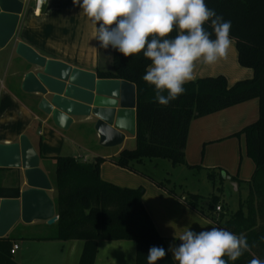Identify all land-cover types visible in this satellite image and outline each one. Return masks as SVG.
Here are the masks:
<instances>
[{
    "label": "trees",
    "instance_id": "1",
    "mask_svg": "<svg viewBox=\"0 0 264 264\" xmlns=\"http://www.w3.org/2000/svg\"><path fill=\"white\" fill-rule=\"evenodd\" d=\"M210 9L231 21L230 36L236 48L239 65L252 70V77L227 85L223 76L196 78L184 85L186 91L167 106L155 100L153 85L143 80L150 60L142 53L124 57L111 48L110 69H96L99 78L125 80L134 85V146L123 147L110 159L113 163L140 173L166 191L176 194L186 205L235 234H244L250 245L238 260L229 264H248L253 258L264 260V0H205ZM212 31L209 25H205ZM174 31L171 36H175ZM213 38H215L213 33ZM256 98L257 117L232 135L244 136L245 152L253 162L250 177L241 180L228 177L236 183L238 206L228 210L221 198V186L215 184L214 174L221 169L203 168L215 191L200 194L194 191L175 193L173 185L165 186L155 179L144 163L152 158H166L174 166L201 168L184 160V142L191 118L222 109L241 101ZM54 158L55 233L58 239H82L77 264H93L97 239H131L134 242V264H148L150 247L162 246L165 258L156 264H174L164 239L156 231L140 196L142 187L119 186L99 176L102 160L94 156L81 161L69 154ZM224 172V171H223ZM219 173V174H218ZM225 173V172H224ZM227 174V173H225ZM18 185H0V197H17ZM218 204L219 208L215 209ZM175 238L177 246L181 243ZM14 237L0 236V264H18L10 252Z\"/></svg>",
    "mask_w": 264,
    "mask_h": 264
},
{
    "label": "crops",
    "instance_id": "2",
    "mask_svg": "<svg viewBox=\"0 0 264 264\" xmlns=\"http://www.w3.org/2000/svg\"><path fill=\"white\" fill-rule=\"evenodd\" d=\"M20 1L23 6L14 34L0 47V142L17 141L20 134L27 137L39 156L38 166L50 184L46 192L52 201L54 214L56 207L53 156L69 154L81 161H89L94 156L102 157L98 165V173L102 179L119 186L142 187L141 202L156 231L163 237L172 261L178 264L169 250L170 246H177L176 237L187 229L200 232L220 226L190 208L176 194L156 185L148 177L112 162L110 158L124 147L121 143L128 132H124L120 142L102 145L98 142L92 122L75 116L67 127H59L37 107L34 96L21 89L23 75L32 68L14 52L16 42L28 45L46 59L58 60L71 67L93 72L95 77L96 69H110L112 47L104 49L100 46L99 41L94 38L96 25L83 14L82 9L74 4L73 0H40L38 5L35 0ZM194 71L196 78L221 75L228 86L238 80L252 77L250 68L238 64L233 39L227 59L218 60L211 65L197 61ZM257 111V99L250 98L191 118L183 149L186 163L198 164L202 169L196 170H203L206 178L203 168H214L215 172L221 169L220 177L217 173L214 174V182L219 183L221 187L222 182H227L237 192L236 183L228 174L247 180L253 162L245 152L243 134L235 136L231 133L253 121L257 117ZM157 162L156 158L147 160L144 163L146 170L155 167ZM166 178L169 181L163 180L164 185L169 187V183L174 186L168 177L162 179ZM210 183L213 185L211 181ZM15 184L18 185L19 191L26 187L20 167L0 166V185ZM173 190L175 191L174 188ZM211 191L215 189L212 187L207 193ZM239 191H245L244 185H241ZM220 195L223 199L222 192ZM55 220L56 218L51 223H46L44 219L37 218L27 222L17 219L6 230L4 234L14 237L13 241L17 243L16 249L11 253L14 254L21 248L15 258L18 264H77L83 241L78 238H54ZM47 225L50 226L46 231L43 230ZM14 226H18L24 233L22 236L26 241H20L16 236L9 234ZM51 226L53 229H49ZM120 240L122 239H97L93 264H123L126 258L133 260L134 264V242L131 245ZM20 242L26 243L21 246ZM42 248V251L49 254L50 260L46 263H40L39 259L26 261V258H33L34 254L37 256Z\"/></svg>",
    "mask_w": 264,
    "mask_h": 264
},
{
    "label": "clouds",
    "instance_id": "3",
    "mask_svg": "<svg viewBox=\"0 0 264 264\" xmlns=\"http://www.w3.org/2000/svg\"><path fill=\"white\" fill-rule=\"evenodd\" d=\"M94 25V38L124 57L142 53L150 60L143 80L155 89V100L167 106L196 79V62L211 65L227 59L232 46L231 21L210 9L205 0H73ZM209 25L212 31H208ZM177 32L174 37L173 32ZM213 33L215 38H213ZM264 239V238H262ZM169 250L178 264H229L250 245L244 234L212 227L185 230ZM166 250L150 247L148 264L165 258ZM248 264H264L253 257Z\"/></svg>",
    "mask_w": 264,
    "mask_h": 264
},
{
    "label": "water",
    "instance_id": "4",
    "mask_svg": "<svg viewBox=\"0 0 264 264\" xmlns=\"http://www.w3.org/2000/svg\"><path fill=\"white\" fill-rule=\"evenodd\" d=\"M40 3V0H37ZM20 0H0V47L13 36L22 10ZM14 52L31 68L23 75L21 89L34 96L37 107L59 126L73 117L92 122L98 142L114 145L124 132L134 133V85L125 80L97 78L93 72L46 59L31 47L16 42ZM0 166L20 167L26 187L17 197H0V236L17 220L33 218L51 223L57 217L46 189L50 184L38 166V155L24 134L17 141L0 142Z\"/></svg>",
    "mask_w": 264,
    "mask_h": 264
},
{
    "label": "rangeland",
    "instance_id": "5",
    "mask_svg": "<svg viewBox=\"0 0 264 264\" xmlns=\"http://www.w3.org/2000/svg\"><path fill=\"white\" fill-rule=\"evenodd\" d=\"M36 1V0H35ZM1 78L3 79V76L1 75ZM4 80V79H3ZM77 125H79V122L77 121ZM124 147L126 148H131L134 146V138L132 134L128 133L127 136L123 139L121 143ZM157 159V165L155 167H150L148 168V172L153 175L155 178H159L162 180L163 177H168L171 182L174 183L173 188L175 191H181V190H189V191H196L200 193H207V191H210L214 185H211L210 181L205 177L204 171L203 170H196L195 168H187L186 166L182 164H176L172 166L168 159L166 158H156ZM39 160V156H38ZM202 169V168H199ZM217 179V178H216ZM215 179V180H216ZM217 184V183H215ZM167 185H171L167 183ZM221 192L222 196L224 197L223 200L226 203V207L228 210H234L238 206V194L240 193L241 195H244V192H235L227 182H222L221 183ZM240 190V189H239ZM50 225H47L44 227L43 230L46 231L47 227ZM49 229H53L52 226ZM27 232V231H26ZM14 236H16L20 241H26L25 237L22 236L21 230H19L18 226H14L12 230H10V233ZM120 241H125L131 243L133 245V241L130 239H122ZM21 246L24 245L26 242H20ZM37 245V244H35ZM31 245V246H35ZM36 249V248H35ZM43 248L39 251L37 256L34 254V257L31 258H26V261L30 260H41L40 263H46L48 260H50V256L47 252L42 251ZM21 251L20 249H17L16 252L13 255L14 259L17 257L19 252ZM23 251V250H22ZM44 252V253H43ZM41 254V255H40ZM20 264H24L21 262ZM123 264H133V260H130L129 258H126L123 260Z\"/></svg>",
    "mask_w": 264,
    "mask_h": 264
},
{
    "label": "built area",
    "instance_id": "6",
    "mask_svg": "<svg viewBox=\"0 0 264 264\" xmlns=\"http://www.w3.org/2000/svg\"><path fill=\"white\" fill-rule=\"evenodd\" d=\"M35 2H36V4L38 3L37 0H36ZM218 208H219V205L216 204V205H215V209H218ZM16 247H17V243L13 242V243L11 244V247H10V252H13V251L16 249Z\"/></svg>",
    "mask_w": 264,
    "mask_h": 264
}]
</instances>
